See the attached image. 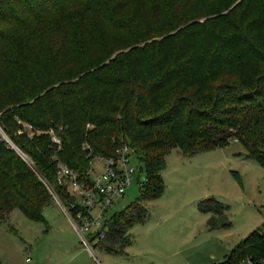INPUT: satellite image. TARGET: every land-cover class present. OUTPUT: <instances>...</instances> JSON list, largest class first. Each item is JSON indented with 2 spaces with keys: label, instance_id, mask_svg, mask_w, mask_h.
Returning a JSON list of instances; mask_svg holds the SVG:
<instances>
[{
  "label": "trees",
  "instance_id": "16d2710c",
  "mask_svg": "<svg viewBox=\"0 0 264 264\" xmlns=\"http://www.w3.org/2000/svg\"><path fill=\"white\" fill-rule=\"evenodd\" d=\"M236 1L0 0V125L30 159L0 138V222L14 208L45 221L53 195L43 179L70 198L51 129L59 158L80 174L125 143L141 162L138 199L110 215L97 241L112 252L164 192L173 148L192 155L234 137L264 167V0ZM197 206L209 229L231 225L216 197ZM247 255L264 258L263 228L214 264Z\"/></svg>",
  "mask_w": 264,
  "mask_h": 264
},
{
  "label": "rangeland",
  "instance_id": "374dc122",
  "mask_svg": "<svg viewBox=\"0 0 264 264\" xmlns=\"http://www.w3.org/2000/svg\"><path fill=\"white\" fill-rule=\"evenodd\" d=\"M245 152L243 144L234 137L224 146L192 155L173 148L166 155L162 171L164 194L144 202L150 219L131 226L128 233L133 242L125 248L127 253L111 257L114 261L109 262L96 246L97 257L104 264L224 261L252 230L261 227L264 231V167L245 157ZM93 161L96 162V158ZM134 162L138 163L136 159ZM232 170L240 173L242 184ZM141 176H145V172L142 171ZM139 195L140 187L135 179L111 211L122 210ZM208 196L229 205L230 226L208 228L210 213L200 211L197 206L199 200ZM42 213L45 221L30 219L19 208L11 210L6 222H0V250L8 251L16 261L19 253L24 256L25 251L37 259L33 253L36 248L42 255L49 253L55 241L78 237L69 218L57 205L47 204Z\"/></svg>",
  "mask_w": 264,
  "mask_h": 264
},
{
  "label": "built area",
  "instance_id": "2783aa9c",
  "mask_svg": "<svg viewBox=\"0 0 264 264\" xmlns=\"http://www.w3.org/2000/svg\"><path fill=\"white\" fill-rule=\"evenodd\" d=\"M50 136L56 149L54 159L57 166V182L67 189V202L63 201L52 185L45 179L44 183L53 195V202L59 204L77 231L81 243L92 249L93 243L105 237L107 221L113 213L111 207L126 194L127 188L136 179L141 184L144 179L141 162L132 147L125 143L117 150L115 156H96L88 165L84 174L70 167L61 160L57 150L62 147V140L51 129ZM0 138L16 148L30 162L28 156L8 137L0 125ZM135 159L138 163H135ZM25 264H32L31 255H26ZM239 264H264V258L256 259L252 255L242 258Z\"/></svg>",
  "mask_w": 264,
  "mask_h": 264
},
{
  "label": "crops",
  "instance_id": "0c3cea01",
  "mask_svg": "<svg viewBox=\"0 0 264 264\" xmlns=\"http://www.w3.org/2000/svg\"><path fill=\"white\" fill-rule=\"evenodd\" d=\"M163 194L164 192L157 198H160ZM51 204L57 205L64 213V215L68 217L64 210L59 206V204L55 202H52ZM149 219L150 217L146 218L147 221ZM77 236V238L70 236L68 239L64 237L63 239L61 238L60 241H55L49 253L46 252L40 255V253L37 252L36 248L33 253L35 256H37V259L36 257L33 258L31 256L32 264H104L95 253L96 246L106 254L105 257L109 262L114 261V259H112L111 257L121 256L127 253L126 250H124L123 252L108 251L99 242H94V246L92 249L87 248L81 243L78 233ZM132 242L129 245H131ZM26 255H30V253L25 251L24 256L22 252L19 253L18 259L16 261L13 257H11V255H9L8 251L4 249L0 250V264H25ZM87 260L90 261L87 262Z\"/></svg>",
  "mask_w": 264,
  "mask_h": 264
}]
</instances>
